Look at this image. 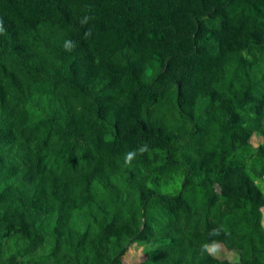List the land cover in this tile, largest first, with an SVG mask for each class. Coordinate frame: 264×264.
<instances>
[{"label": "trees", "instance_id": "obj_1", "mask_svg": "<svg viewBox=\"0 0 264 264\" xmlns=\"http://www.w3.org/2000/svg\"><path fill=\"white\" fill-rule=\"evenodd\" d=\"M255 135L264 0H0V264H264Z\"/></svg>", "mask_w": 264, "mask_h": 264}, {"label": "rangeland", "instance_id": "obj_2", "mask_svg": "<svg viewBox=\"0 0 264 264\" xmlns=\"http://www.w3.org/2000/svg\"><path fill=\"white\" fill-rule=\"evenodd\" d=\"M252 143L255 147L260 144H264V137L255 135L252 139ZM257 183L264 190V179L258 178ZM264 213V208H263ZM264 223V220H263ZM209 252H211L219 260H228L233 263L238 262V250L232 249L226 238L220 234L216 237V241L207 246ZM145 257L144 249L137 243H134L124 256V261L130 264H136L141 262Z\"/></svg>", "mask_w": 264, "mask_h": 264}, {"label": "clouds", "instance_id": "obj_3", "mask_svg": "<svg viewBox=\"0 0 264 264\" xmlns=\"http://www.w3.org/2000/svg\"><path fill=\"white\" fill-rule=\"evenodd\" d=\"M86 20H87V17H85L84 20L81 21V23L85 22ZM146 147H147L146 145L141 146L140 149H139V151L140 152L145 151L146 150ZM132 156H133V153L132 152L127 153V155L125 157L126 161L127 160H130L132 158Z\"/></svg>", "mask_w": 264, "mask_h": 264}]
</instances>
